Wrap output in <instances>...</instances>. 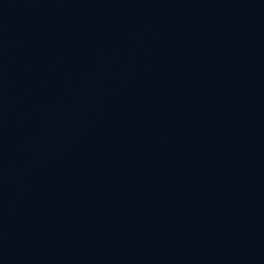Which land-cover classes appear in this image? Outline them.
I'll list each match as a JSON object with an SVG mask.
<instances>
[{
    "label": "water",
    "instance_id": "95a60500",
    "mask_svg": "<svg viewBox=\"0 0 264 264\" xmlns=\"http://www.w3.org/2000/svg\"><path fill=\"white\" fill-rule=\"evenodd\" d=\"M0 264H264V0H0Z\"/></svg>",
    "mask_w": 264,
    "mask_h": 264
}]
</instances>
